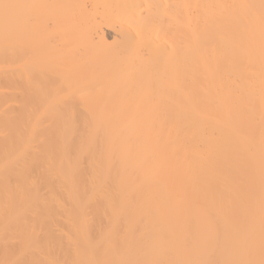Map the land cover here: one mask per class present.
<instances>
[{
  "label": "bare ground",
  "instance_id": "obj_1",
  "mask_svg": "<svg viewBox=\"0 0 264 264\" xmlns=\"http://www.w3.org/2000/svg\"><path fill=\"white\" fill-rule=\"evenodd\" d=\"M0 264H264V0H0Z\"/></svg>",
  "mask_w": 264,
  "mask_h": 264
}]
</instances>
